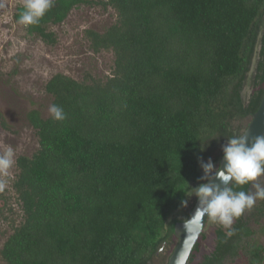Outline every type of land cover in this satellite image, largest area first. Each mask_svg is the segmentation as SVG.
<instances>
[{"label":"trees","instance_id":"obj_1","mask_svg":"<svg viewBox=\"0 0 264 264\" xmlns=\"http://www.w3.org/2000/svg\"><path fill=\"white\" fill-rule=\"evenodd\" d=\"M82 3L116 14L103 31L84 30L93 52L112 53L111 73L80 81L53 74L44 90L66 119L27 112L38 146L15 160L10 187L21 220L1 245L3 264H149L162 256L206 182L199 163L213 156L218 166L262 97L264 0H54L27 32L53 43L48 26ZM249 184L235 190L247 193ZM260 223L264 200L234 221L231 237L218 225L213 248L200 255L202 232L187 264L198 255L196 264L262 262L264 245L251 241Z\"/></svg>","mask_w":264,"mask_h":264},{"label":"rangeland","instance_id":"obj_2","mask_svg":"<svg viewBox=\"0 0 264 264\" xmlns=\"http://www.w3.org/2000/svg\"><path fill=\"white\" fill-rule=\"evenodd\" d=\"M21 5L23 0H0V152L6 146L13 147L15 160L19 155H31L38 146L37 136L26 114L35 109L42 117L50 115L51 96L45 92L44 85L53 74L62 73L79 81L87 76L104 79L110 75L112 53L106 50L93 52L84 30L101 32L116 19L115 12L107 5L79 4L68 12L62 22L48 26L55 41L47 43L39 36L28 33L26 27L14 19L13 14ZM245 89L249 90L248 85ZM209 159L212 161L213 156L203 163ZM201 163L199 170L204 174ZM212 163L216 167L217 164ZM15 172L14 164L9 172L7 187L0 192V248L12 231L11 224L15 226L21 220L19 206L10 187ZM263 180L264 175H261L255 183L261 184ZM254 192L251 182L247 193ZM215 229L216 224L206 219L202 228L205 240L200 255L213 248ZM251 241L264 245V223L255 225ZM174 246L167 245L164 254L155 257L149 264H166L167 254ZM160 248L159 252H163L164 245ZM196 260L188 264H196ZM0 264H3L1 257ZM233 264H245V261L238 258ZM257 264H264V258Z\"/></svg>","mask_w":264,"mask_h":264},{"label":"clouds","instance_id":"obj_3","mask_svg":"<svg viewBox=\"0 0 264 264\" xmlns=\"http://www.w3.org/2000/svg\"><path fill=\"white\" fill-rule=\"evenodd\" d=\"M53 6L54 0H23L18 23L25 27L38 25ZM48 111L54 120L66 119L63 108L57 104L50 105ZM222 151L225 161L222 168L214 167L210 159L201 163L204 173L201 179L206 182L195 187L198 205L193 215L197 220L207 217L210 223L226 229V235L231 237L236 232L234 221L245 211H250L257 200H264V186L255 183L264 175V135L252 141L246 134L235 136L227 141ZM15 155L11 146L0 152V192L7 187L10 169L16 162ZM250 182H253L254 193L235 190L237 186ZM182 204L186 206L187 201Z\"/></svg>","mask_w":264,"mask_h":264},{"label":"water","instance_id":"obj_4","mask_svg":"<svg viewBox=\"0 0 264 264\" xmlns=\"http://www.w3.org/2000/svg\"><path fill=\"white\" fill-rule=\"evenodd\" d=\"M260 36L261 35L259 33L257 36V45L255 47L254 56L252 58V64L248 75H250L255 65L254 62L260 50ZM241 134H246L249 138V141H252L255 137L264 135V88L260 103L257 109L251 114L250 120L247 122L244 130L240 133V135ZM224 163L225 161L222 155L219 159L217 167L222 168ZM216 182L219 183V181ZM197 205L198 198L195 199L194 204L186 219L180 221L178 220L174 223L173 234L177 239V243L169 254L166 264H187L189 255L191 254L197 239L202 233L203 224L207 219V217H203L200 220L195 219L193 213ZM160 250L161 248L156 251V254H158Z\"/></svg>","mask_w":264,"mask_h":264},{"label":"flooded vegetation","instance_id":"obj_5","mask_svg":"<svg viewBox=\"0 0 264 264\" xmlns=\"http://www.w3.org/2000/svg\"><path fill=\"white\" fill-rule=\"evenodd\" d=\"M251 183V182H250ZM250 185V184H249ZM218 225L216 224V227H217Z\"/></svg>","mask_w":264,"mask_h":264}]
</instances>
